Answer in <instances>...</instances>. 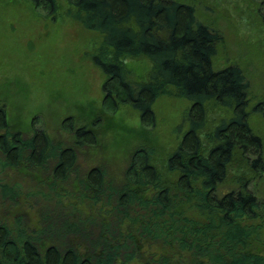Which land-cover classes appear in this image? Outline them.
Listing matches in <instances>:
<instances>
[{
	"label": "trees",
	"instance_id": "1",
	"mask_svg": "<svg viewBox=\"0 0 264 264\" xmlns=\"http://www.w3.org/2000/svg\"><path fill=\"white\" fill-rule=\"evenodd\" d=\"M66 1L63 15L103 36L94 55L106 76L102 113L130 103L148 129L157 98L175 95L192 101L190 128L165 169L140 145L116 182L103 165L78 168L77 147L98 144L99 121L66 118L67 145L40 127L11 130L0 103L1 170L46 175L26 190L0 179V264H264V194L250 187L264 172V141L242 68H214L220 32L183 0ZM33 2L57 18V0ZM128 58L151 61L147 80L132 78ZM215 106L230 115L212 128ZM233 162L246 170L224 191Z\"/></svg>",
	"mask_w": 264,
	"mask_h": 264
},
{
	"label": "rangeland",
	"instance_id": "2",
	"mask_svg": "<svg viewBox=\"0 0 264 264\" xmlns=\"http://www.w3.org/2000/svg\"><path fill=\"white\" fill-rule=\"evenodd\" d=\"M183 1L193 3L198 20L221 34L214 68L230 64L242 68L250 86L251 126L264 141V0ZM57 3L60 8L53 18L33 0H0V103L6 104L10 129L30 136L33 127H40L52 139L71 145L73 134L62 125L66 118L73 116L76 126L99 121L94 127L98 144L77 147L81 172L103 165L116 182H121L130 156L140 145L155 148V162L165 169L167 156L190 128L187 114L192 101L159 96L154 105L156 122L148 129L130 103L121 104L115 113H102L106 76L94 55L101 49L103 36L63 15L66 0ZM126 65L139 82L147 80L152 66L148 58H128ZM229 115L228 110L215 106L209 114L211 127ZM231 165L227 181L220 186L224 191L234 187L246 170L239 162ZM38 174L32 181L24 171L0 167L2 182L19 183L25 190L46 176ZM250 187L264 194V172ZM1 199L0 195V204Z\"/></svg>",
	"mask_w": 264,
	"mask_h": 264
}]
</instances>
